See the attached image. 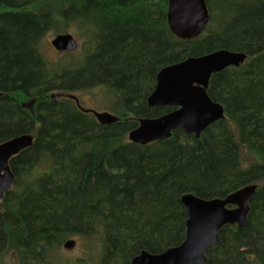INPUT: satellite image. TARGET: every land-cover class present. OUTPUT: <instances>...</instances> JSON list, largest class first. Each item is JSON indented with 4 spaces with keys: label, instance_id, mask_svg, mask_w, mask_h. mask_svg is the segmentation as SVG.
Here are the masks:
<instances>
[{
    "label": "trees",
    "instance_id": "1",
    "mask_svg": "<svg viewBox=\"0 0 264 264\" xmlns=\"http://www.w3.org/2000/svg\"><path fill=\"white\" fill-rule=\"evenodd\" d=\"M205 1L206 29L180 40L167 27V0H0V144L33 138L9 162L0 256L47 264L66 238L96 235L99 264H131L183 243L182 196L223 199L255 185L245 225L224 226L205 264H264V0H223L219 12ZM72 23L87 53L50 70L40 44ZM220 50L246 55L210 78L207 96L224 119L199 139L176 131L147 146L128 142L139 120L174 110L147 106L159 71ZM101 87L115 98L117 123L100 125L70 98Z\"/></svg>",
    "mask_w": 264,
    "mask_h": 264
},
{
    "label": "water",
    "instance_id": "2",
    "mask_svg": "<svg viewBox=\"0 0 264 264\" xmlns=\"http://www.w3.org/2000/svg\"><path fill=\"white\" fill-rule=\"evenodd\" d=\"M166 20L170 33L177 39H195L209 22L206 1L167 0ZM51 45L59 52H75L78 48L70 34L55 36ZM245 60L243 53L220 50L161 69L154 90L147 98V106L174 110L158 118L139 120L138 127L128 134V142L147 146L169 140L176 131L199 139L209 126L224 119L223 108L207 96L210 78L225 69L241 67ZM70 98L78 106L77 99ZM82 111L91 113L103 126L118 122V118L109 113ZM32 143L31 136L23 135L0 144V201L14 184L10 160L30 148ZM255 190V185H248L223 199L212 200L191 194L182 196L180 201L187 213L183 243L158 255L142 252L131 264H205L206 253L218 244L219 232L224 226L245 225ZM63 247L71 249L74 243L69 241Z\"/></svg>",
    "mask_w": 264,
    "mask_h": 264
},
{
    "label": "rangeland",
    "instance_id": "3",
    "mask_svg": "<svg viewBox=\"0 0 264 264\" xmlns=\"http://www.w3.org/2000/svg\"><path fill=\"white\" fill-rule=\"evenodd\" d=\"M223 0H214V6L216 10L223 7L221 4ZM66 33L72 35L78 42V50L73 53L74 58H69V54H59L51 46L50 42L58 34L49 33L46 38L40 44V51L48 64L50 70L59 68H66L68 63L72 61L79 62L83 59L87 53L86 37L82 30L79 29L77 23H72L69 29H66L60 33ZM77 99L78 106L83 110H91L96 113L107 112L115 115L114 106L115 98L105 88H95L89 91L75 92L70 94ZM247 160V158L244 156ZM44 166L40 164L32 173L37 175L42 172ZM68 241L74 242V247L71 249L63 248V245ZM102 253V245L99 237L92 235L86 236H71L66 238L61 245L54 247L47 258V264H99L100 256ZM0 264H19L17 258L10 252L0 256ZM254 264H259L254 262Z\"/></svg>",
    "mask_w": 264,
    "mask_h": 264
},
{
    "label": "flooded vegetation",
    "instance_id": "4",
    "mask_svg": "<svg viewBox=\"0 0 264 264\" xmlns=\"http://www.w3.org/2000/svg\"><path fill=\"white\" fill-rule=\"evenodd\" d=\"M58 52V51H57ZM59 54H67V53H59Z\"/></svg>",
    "mask_w": 264,
    "mask_h": 264
}]
</instances>
